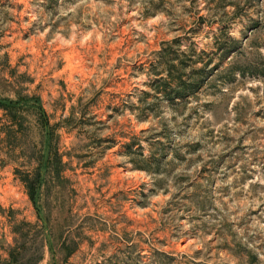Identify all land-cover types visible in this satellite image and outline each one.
<instances>
[{
	"label": "rangeland",
	"instance_id": "1",
	"mask_svg": "<svg viewBox=\"0 0 264 264\" xmlns=\"http://www.w3.org/2000/svg\"><path fill=\"white\" fill-rule=\"evenodd\" d=\"M0 101V264H264V0H0Z\"/></svg>",
	"mask_w": 264,
	"mask_h": 264
},
{
	"label": "trees",
	"instance_id": "2",
	"mask_svg": "<svg viewBox=\"0 0 264 264\" xmlns=\"http://www.w3.org/2000/svg\"><path fill=\"white\" fill-rule=\"evenodd\" d=\"M179 84H182L179 82ZM34 105L35 107L39 110L40 115L42 116V127L46 128L48 125L47 119H46V114L44 113L43 108L41 107V103L38 97L34 98ZM0 104L5 107L11 108V106H15L17 103L16 102H9L5 103L3 101H0ZM10 105V106H9ZM13 108V107H12ZM13 115L15 114V111L12 112ZM47 132V130L45 131ZM54 158V156H53ZM47 162V160H46ZM48 166L45 164V160H43V155L42 153L40 154V157H38V163L35 165V167L31 171H26L25 174L21 177V180L26 188V192L28 194V197L30 200L35 204L36 202V195L38 192V187L41 181V177L43 174V171L45 168ZM56 170V169H55Z\"/></svg>",
	"mask_w": 264,
	"mask_h": 264
}]
</instances>
